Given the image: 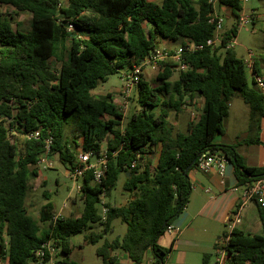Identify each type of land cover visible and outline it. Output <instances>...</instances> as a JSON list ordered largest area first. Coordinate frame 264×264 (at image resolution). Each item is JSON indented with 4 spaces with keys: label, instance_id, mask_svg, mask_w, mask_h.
<instances>
[{
    "label": "trees",
    "instance_id": "1",
    "mask_svg": "<svg viewBox=\"0 0 264 264\" xmlns=\"http://www.w3.org/2000/svg\"><path fill=\"white\" fill-rule=\"evenodd\" d=\"M0 4L31 13L30 28L22 30L20 22L0 10V260L4 264H31L47 240H55L66 254L57 264H75L69 259L72 236L89 228L86 243H97L116 218L126 224V232L97 246L104 263L116 261L115 250L139 263L152 249V264H163L171 248L161 246L159 237L189 201L190 171L201 153L225 156L240 184L264 176V166L246 165L236 144L214 142L224 132L236 92L250 106L249 128L254 135L249 142H259L264 117V92L249 77L244 59L234 48L219 53L236 33V24L224 32L221 46L207 44L216 35L210 19L218 6L230 8L238 18L241 0H220L217 6L209 0H68L66 5L61 0H0ZM159 37L204 46L183 54L189 68L177 79L172 80L174 59L161 61L158 85L142 79L137 88L140 108L120 128L124 116L113 95L95 96L92 90L149 56L159 47ZM51 60L60 66L54 68ZM255 70L261 74L257 62ZM198 96L204 100L199 115L186 132L175 130L168 121L170 111H181ZM71 124L81 131V141L68 140L66 128ZM33 131L40 132L39 138L26 137ZM48 135L54 138L52 153L67 169L81 150L96 155L106 151L108 159L101 183L92 182V172L81 178V214L54 218V203L48 201L41 208L40 221L48 223L42 229L29 213L26 198L31 179L39 175L38 160ZM157 145L161 148L153 164L145 155ZM121 174L126 202H103V194L111 195ZM102 205L108 207L105 216ZM258 207L262 233L236 227L227 246L230 264H264V206ZM95 226L101 230H92Z\"/></svg>",
    "mask_w": 264,
    "mask_h": 264
},
{
    "label": "rangeland",
    "instance_id": "2",
    "mask_svg": "<svg viewBox=\"0 0 264 264\" xmlns=\"http://www.w3.org/2000/svg\"><path fill=\"white\" fill-rule=\"evenodd\" d=\"M161 0H156L160 2ZM197 2V0H195ZM63 5L68 3V0H61ZM0 8L5 12L9 17L13 16V20L20 22L19 28L22 30H28L30 28V19L31 13L27 11H18L12 6H7L0 4ZM243 10L252 16L253 22L237 32V41L234 47L238 57L245 58L248 56V49L252 50L255 56L264 58V0H247L243 4ZM220 15L225 16L223 30L224 32L231 29L234 24H236V17L231 13L230 8H224L220 11ZM159 47L160 48H177L180 44V41L167 40L159 37ZM219 53H224L223 48L219 50ZM261 59L259 60L260 66H262ZM51 66L58 68L60 66L59 62L51 60ZM175 69V68H174ZM121 70L118 73H115L106 81H100L96 88L92 90V93L95 96H101L107 93L113 94L115 102L120 107V112L123 114V119L121 120L120 128H123L128 120V117L134 111H137L140 106L138 103V87L136 86L132 91L130 97L124 100L121 96V89L124 85L122 80ZM158 70H154L150 67L144 69L142 78L149 82L152 86H156L160 83L158 79ZM180 71L175 69L172 76V80H175ZM250 77V74H249ZM127 103V106L123 108L124 103ZM186 110H193L192 112H187ZM199 110L201 106L188 103L183 105L182 111L176 112L171 110L170 113L177 116L179 114L183 119L181 125H177L175 130L185 131L188 121L194 120L199 115ZM230 110L231 115L227 119V130L230 135L240 132L246 128L250 123V119L247 118L248 110H250L249 105L243 100L239 92H236L230 100ZM194 118V119H193ZM248 123V124H247ZM66 136L68 140L81 141V131L71 124L66 128ZM14 139V137L12 138ZM107 140L103 141V147H106ZM81 148L79 147L78 150ZM77 150V151H78ZM146 158L151 159L153 164L156 163L157 155L155 153L150 155H145ZM94 158V157H93ZM54 165L52 168L39 171V175L31 179L29 185V191L26 198V205L28 207L29 213L38 221L41 228H47L48 223L40 221L41 208L48 201L54 203L53 214L56 216H79L83 210L84 202L80 192V185L82 179L79 178L77 181L70 179L67 175L68 169L61 162L59 155L55 154L54 156ZM124 177L121 174L117 182L116 187L112 190L111 195L106 197L103 196V201L110 202L111 204H122L125 203L128 198V193L125 192L122 188ZM44 192L49 194V198H46ZM101 206V211H102ZM245 214V213H244ZM250 222L249 218H245L241 227L250 233H254L256 228H249L248 223ZM251 223V222H250ZM248 227V228H247ZM94 231L98 232L101 229L99 226L93 227ZM89 228H85L82 232L72 236V242L76 244L74 252L71 256V259L79 260L82 254H86L88 257H91L92 254L96 251L97 246L102 244L105 239L112 240L116 237H122L126 232V224L123 223L119 218H116L113 221L112 229L108 231L105 236L102 237L97 243L87 244V247L84 251L80 249V245H84L85 237L90 233ZM86 245V244H85ZM214 257V256H213ZM59 262H62L66 258V254L60 252L58 257ZM202 261V253H197L196 259ZM213 259V258H212ZM210 264V263H209Z\"/></svg>",
    "mask_w": 264,
    "mask_h": 264
},
{
    "label": "crops",
    "instance_id": "3",
    "mask_svg": "<svg viewBox=\"0 0 264 264\" xmlns=\"http://www.w3.org/2000/svg\"><path fill=\"white\" fill-rule=\"evenodd\" d=\"M224 8L227 7L219 5L217 8L218 13L220 14V11ZM0 10L3 11L1 8ZM222 16L225 18L224 15ZM171 49H174V47H171ZM255 57L258 68L260 69V75L264 78V58L261 59V57L257 55ZM260 59L262 66H260ZM251 79L253 78L251 77ZM203 101V98L198 96L194 99L193 104L202 107ZM186 111L192 112L193 110ZM200 111L201 110H199V113ZM231 111L232 110H229V114L224 119V132L217 134L214 138V142L221 144H236L237 150L243 156L246 165L264 166V117L260 119V126L258 129L259 142H249L254 135L251 134L252 132L249 125H246V128L238 133L232 135L228 133L226 123L231 115ZM247 118L250 119V110H248ZM182 120L179 114L175 116L169 113L168 121L175 128L177 125H181L183 122ZM189 122L190 121H188V123ZM188 123L183 132L187 131ZM160 148L161 145H157L154 152L151 153L157 155L156 162L158 160ZM190 180L192 183V191L189 201L171 223L178 230L176 232L165 230L158 240L161 246L171 248L163 264H201L200 258L196 262L194 261L197 253H202L203 264H209L210 261L214 259L213 256L215 255V244L217 240L228 230L229 217L231 216L230 212L239 202V193L234 188L240 183H238V179L235 175V167L230 161L227 163L223 176L220 175L217 170L203 172L194 167L190 171ZM247 217L251 223L249 222L246 226L259 230L254 233H262L259 207L256 202H249L244 208L241 224H243L244 219ZM241 224L237 227L245 230L241 227ZM84 242V245L79 246L82 251L87 247L86 241ZM73 245L74 247L69 259L75 264H152L155 260L152 249H149L145 253L143 260L139 263L134 262L126 252L120 250H115L112 253L117 257L116 261L112 263H104L102 258L97 254V251H95L91 257L82 254L80 261H77L71 259L76 247L75 243H73ZM0 264H4V262L0 260Z\"/></svg>",
    "mask_w": 264,
    "mask_h": 264
},
{
    "label": "built area",
    "instance_id": "4",
    "mask_svg": "<svg viewBox=\"0 0 264 264\" xmlns=\"http://www.w3.org/2000/svg\"><path fill=\"white\" fill-rule=\"evenodd\" d=\"M220 0H209L215 6ZM247 0H241L244 4ZM216 26V35L213 38L207 40V44L214 46H221L223 44L224 37V21L225 18L215 11L214 15L210 19ZM253 22L252 16L247 14L244 10L241 11L236 22V33H231L230 38L227 40L223 49L234 48L237 41V32L251 24ZM203 44H195L192 41L186 40L184 44H179L177 48H156L149 56L144 58L141 62H133L132 67L128 70L122 72V80L124 85L121 89V96L124 100L128 99L134 90V88L140 84L144 72V69L150 67L154 70H161V61L167 59H174L177 63L175 69L178 71L187 70L189 68L188 63H186L182 56L186 51H191L195 49L202 48ZM248 73L253 78L256 85L264 92V78L262 75L258 74L255 70L256 57L252 50L248 49V56L243 58ZM127 103L125 102L122 106L125 108ZM40 132L33 131L29 133L26 137L28 138H39ZM53 136L48 135L45 138V150L40 155L38 160V166L41 170H46L52 168L54 165V156L52 153ZM94 157V158H93ZM107 159L108 156L106 151L100 155H96L93 151H80L77 154L76 161L73 167L68 169V177L74 181L79 178H83L88 172H92V182L94 184L101 183L106 176L107 171ZM228 160L225 156L218 154V152H203L201 153L197 160L195 168L203 172H211L212 170H217L220 175L225 174L226 166ZM136 160L131 164L134 167ZM239 193V202L232 209L231 216L229 217L228 230L217 240L215 244V255L214 259L210 261V264H230L229 262V252L227 246L232 236L233 230L242 222L243 210L248 205L249 202H256L257 204L264 206V176L255 179L252 182H247L239 184L234 188ZM104 196V194H103ZM102 196V198H103ZM104 202V201H103ZM108 207L103 205L102 214L105 216ZM59 216L54 215V218ZM168 231H177L172 224H169L166 228ZM60 252V247L55 242V240H47L36 252V259L31 264H57V255Z\"/></svg>",
    "mask_w": 264,
    "mask_h": 264
},
{
    "label": "water",
    "instance_id": "5",
    "mask_svg": "<svg viewBox=\"0 0 264 264\" xmlns=\"http://www.w3.org/2000/svg\"><path fill=\"white\" fill-rule=\"evenodd\" d=\"M192 164H193V163H191V164L185 169V172H186V173L189 171V169H190V167H191Z\"/></svg>",
    "mask_w": 264,
    "mask_h": 264
}]
</instances>
